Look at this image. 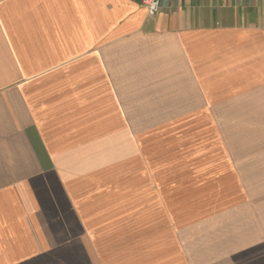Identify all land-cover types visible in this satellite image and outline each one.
Wrapping results in <instances>:
<instances>
[{
    "label": "crops",
    "instance_id": "crops-1",
    "mask_svg": "<svg viewBox=\"0 0 264 264\" xmlns=\"http://www.w3.org/2000/svg\"><path fill=\"white\" fill-rule=\"evenodd\" d=\"M135 123L251 127L124 211ZM0 264H264V0H0Z\"/></svg>",
    "mask_w": 264,
    "mask_h": 264
},
{
    "label": "rangeland",
    "instance_id": "rangeland-1",
    "mask_svg": "<svg viewBox=\"0 0 264 264\" xmlns=\"http://www.w3.org/2000/svg\"><path fill=\"white\" fill-rule=\"evenodd\" d=\"M129 126L130 147L124 146L117 162H113L111 156H106L105 159L112 162H105L99 168L96 166L93 173L84 177L92 185L86 188L91 190L90 194L123 196L125 200L121 207L124 211L132 205L129 201H133L134 195L139 197L138 202L142 201L144 189L141 186L144 180H159L168 174H177V178L183 180L207 178V149L224 147L226 142L223 145V134L231 133L230 141L227 142H232L241 128L244 131L251 127L222 123H135ZM167 164L176 165L177 170L169 173V167H165ZM159 165L164 166L160 168ZM99 181L104 184L95 186L94 182ZM130 186H135L136 194L132 193L134 189Z\"/></svg>",
    "mask_w": 264,
    "mask_h": 264
},
{
    "label": "built area",
    "instance_id": "built-area-1",
    "mask_svg": "<svg viewBox=\"0 0 264 264\" xmlns=\"http://www.w3.org/2000/svg\"><path fill=\"white\" fill-rule=\"evenodd\" d=\"M141 2L147 9L148 15L154 17L161 10L163 0H141Z\"/></svg>",
    "mask_w": 264,
    "mask_h": 264
}]
</instances>
